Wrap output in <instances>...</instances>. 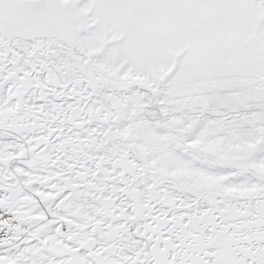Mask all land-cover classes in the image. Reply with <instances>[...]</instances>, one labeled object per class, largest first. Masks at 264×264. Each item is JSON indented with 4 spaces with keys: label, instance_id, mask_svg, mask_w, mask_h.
<instances>
[{
    "label": "snow or ice",
    "instance_id": "obj_1",
    "mask_svg": "<svg viewBox=\"0 0 264 264\" xmlns=\"http://www.w3.org/2000/svg\"><path fill=\"white\" fill-rule=\"evenodd\" d=\"M0 264H264V0H0Z\"/></svg>",
    "mask_w": 264,
    "mask_h": 264
}]
</instances>
